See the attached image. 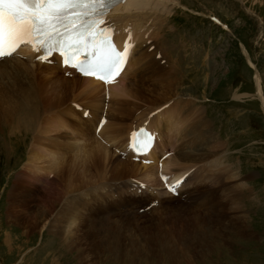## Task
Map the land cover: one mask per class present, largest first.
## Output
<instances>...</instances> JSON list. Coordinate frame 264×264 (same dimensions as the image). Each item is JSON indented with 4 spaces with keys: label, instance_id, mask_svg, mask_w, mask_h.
<instances>
[{
    "label": "rangeland",
    "instance_id": "1",
    "mask_svg": "<svg viewBox=\"0 0 264 264\" xmlns=\"http://www.w3.org/2000/svg\"><path fill=\"white\" fill-rule=\"evenodd\" d=\"M174 2L175 4L172 2L167 5L169 7L166 6L168 14L159 13L160 16L156 14L154 18L156 22L159 19L164 23L160 27L159 38L172 51L169 53L178 67L177 75L181 87L179 86L177 92L183 93L194 104L193 108L189 110L191 115L188 117L189 130L193 128L195 110L199 108L205 111L208 122H212V130L224 144L219 149L222 150V153L214 158L216 167L214 164L208 165L209 170L214 168L212 177H203L202 182L196 184V187H199L198 190L205 189L204 191L213 190L216 192V196L221 197L222 202L219 198L216 203L211 202V198L207 195H214L198 194L196 197L200 198L198 202H194L193 206L194 209H199L197 210L198 214L194 215L195 221L188 220L190 211L182 213L184 208L181 209L185 199L183 197L177 199L184 192L185 194L187 192L196 194L190 184L193 181H187L189 185L179 192V196L174 197L162 194L156 183L161 178L157 177V181L152 182V186L157 188L159 202L154 200L157 199L156 196H149L152 199L142 205L146 208H137V210L142 208L151 211L150 218L145 217V213L141 215L142 213L139 211L138 216H135V213H132L135 210L128 209L131 208L129 205L133 207L134 203L129 200L128 195L131 199L142 201L146 198L148 200V196L144 197L145 195L136 193L134 189L129 188L126 190V198H124L129 202L123 203L129 210L126 214L132 213L130 223L135 224L132 226L133 229L121 228V233L117 231L109 234L107 232L108 235L101 236L100 240H106L105 242L108 241L111 244L105 248L101 246L99 253L85 249L81 244L79 218L87 213L86 203L98 200L97 195L107 198V193L112 194L113 199H117L122 191L115 187L132 182L136 172L128 170L125 166L119 172L111 173L109 178L106 174H102L104 177L95 181L94 185H89V189L82 192L78 190L79 193L75 191L71 195H67L62 189L61 182L56 179L57 173L55 174V172L48 174L51 180L44 186L42 185L45 182L46 174L44 172L36 178L37 181L33 184V181L29 180L30 177H34L31 173L22 174L24 166L29 163L27 157L33 141L32 137L40 138L39 142L45 144V146L38 145L41 154L48 153L47 145L51 142L49 140L54 137L53 130L48 125L58 121L56 118L60 114L66 118L72 114L71 110L76 105L69 103L71 100H74L72 103H75L76 99L73 98L68 87L67 96H70V100L65 104L61 99L62 94H55V97L47 94L43 84L37 78L30 81L33 87L32 90H29L28 85L20 87L16 78L6 85L9 75L1 76L0 97L4 95L5 103H8L10 99L12 101L20 97L21 92L25 96L31 94L32 99L29 100V104L37 108V111L32 112L35 114L45 113V118L38 121L35 126L36 130L33 132L31 130L20 132L16 127L12 132H8L7 128L0 126V264H264V0H174ZM213 16L217 17L221 24H226L227 29L212 22ZM158 25L160 26L159 23ZM29 65L31 66V64ZM256 73L260 77L261 96L256 91ZM147 74L149 73H142V75ZM59 77L62 79V76ZM128 79L130 80L131 77ZM173 101L169 105L177 103V101ZM110 103L106 104L108 108ZM80 104V106L83 105ZM43 107L46 109L40 110ZM82 107L85 109L87 106L83 105ZM62 108H66V110L61 112ZM170 108L171 106L167 109ZM28 111L31 110H26V112ZM46 115L48 116L46 117ZM101 115L100 112L99 119H101ZM171 116H179V112H173ZM23 117L20 113L12 123L20 121ZM63 117L62 119H64ZM79 118L85 120L82 117ZM109 121L111 120L109 119L108 123ZM131 122L132 120L125 122V126L121 122L120 124L123 126L120 128L130 127ZM113 123L115 122L113 121ZM86 124L90 126L92 132L95 130V124L90 121H87ZM181 126L183 133L172 134L169 136V140L163 143V147L167 145L166 153L173 152V155L164 160L168 167L169 159L172 156L182 149L183 152L193 149L185 148L192 142L194 131L186 136L182 119ZM68 133L71 132L68 131ZM99 133L100 131L97 136ZM176 137L178 139H175ZM187 138L189 144L185 145ZM88 141L89 138L83 142V145L91 146L92 140ZM3 150H7V154L3 155ZM116 155L118 158L120 157L119 159L123 158V156ZM47 157L52 159L50 155ZM54 157H56L55 154ZM43 164L46 162L37 164L41 170H44L45 165ZM218 165L220 169L226 171V175L230 179L224 178L222 181L219 179V173L223 174V172L219 170ZM200 168L193 172H198ZM123 169H126V172H123ZM71 173L73 172L70 171ZM191 177L192 175L187 176L186 179ZM104 178L108 180L106 179V181ZM52 179H56L53 182L55 185L49 186ZM199 180L200 178L196 179V183ZM98 182L100 186L96 184ZM107 182L110 183L107 185ZM21 184L25 186L20 187ZM158 184L161 185L160 182ZM73 185H78V183L73 182ZM227 185L230 188L229 192H226ZM147 186L149 187L150 183ZM101 187H104L105 190L101 191ZM108 187H111L113 191H108ZM83 194L87 195L86 199L82 198ZM190 194L187 197L189 200L192 199ZM52 196L55 200H51ZM206 200L209 202H204ZM202 203L203 206H201ZM160 207L162 208L160 215L153 214L156 210H160ZM165 209H168L169 212L164 211ZM70 210L73 215L67 222L63 213ZM121 210L125 211L122 207ZM46 213L49 214L48 217H46ZM114 216L110 215L108 219L118 222L120 217ZM177 217L183 219H179L176 228L184 224L185 220H188V226L200 227V237H195L192 233L193 230H188L186 236L199 244L203 254L196 252L198 246L194 250H190V255L188 254L187 257L183 255L185 248L181 247V250H178L180 245H184L183 240H176L180 234L174 232L173 234L170 231L171 226L170 229L168 228ZM204 218L209 219L204 228L205 236L201 228L202 225H205ZM103 220L106 221V218ZM159 220H166V223L156 224L161 222ZM23 221L26 223L23 224ZM125 221L127 223V219L124 220V224H126ZM142 222L148 226L147 228L152 229L151 232L155 230L153 233L161 232V230L163 232L164 228L169 229L167 239L171 237L169 240L173 238L174 241L171 240L172 243L165 244L164 248L167 252L152 245L150 240L153 239L154 234L147 235L149 239L146 240ZM63 223H67V225L62 226ZM153 223L158 228L156 226L152 228ZM70 226L71 230H69ZM173 231H177V229ZM123 235L125 236L123 237ZM175 235L176 237H174ZM154 236H158V234ZM110 249L112 251H109Z\"/></svg>",
    "mask_w": 264,
    "mask_h": 264
},
{
    "label": "bare ground",
    "instance_id": "2",
    "mask_svg": "<svg viewBox=\"0 0 264 264\" xmlns=\"http://www.w3.org/2000/svg\"><path fill=\"white\" fill-rule=\"evenodd\" d=\"M172 2L175 4L174 0H125V3L117 4L116 6L111 8L108 16L106 17V21H107V25L109 22L114 23L113 26H109V25L108 26L111 29L113 36H115L116 42L118 44H121L124 40L122 44L124 47V43L128 39L134 45L132 55L126 69L124 70L122 75L118 78V80L115 81L114 83L103 84L99 81H95L94 79L91 78L86 79L78 75H73L70 78L72 79L70 81L64 77H62L61 79V77H59L61 75L58 74L55 70H50V68L47 69V67L45 68L44 66L42 67L36 64H31L30 66L29 59L31 58L33 59L35 56L34 53L31 51V49L28 48L19 51V53L24 55V57H27L28 59L27 62H23L21 60H17L16 62L8 61L11 59L0 60V64H1L0 77L9 75V81L6 83V85L10 84L13 78H16V82L19 84L20 87H24L25 85H28L29 90H32L31 88L33 87V85L30 81H33L34 79L37 78L43 84L44 90L47 94H50L53 97L56 96L55 94H62L61 99L65 104L70 100V96H67V87H68L69 92L72 94L73 98L76 99L75 103H72L74 100H71L69 104H75L76 106H79L81 102L83 105L87 107L81 111L80 115H82L87 110L89 113L87 119L82 120L79 118L81 116L77 117L76 115V113H78V109L76 107H73V109L71 110L73 115L70 114L69 117H73L74 120L76 121L75 127L77 133H74L73 131H71V133H68L69 128L60 127L61 123L64 122V119H62L63 114L60 115L58 114L59 117L56 118V120L58 121H54L52 124L48 125L49 128H51L53 130L52 132L54 133V137H52L51 140H49L51 142H49V145H47L48 153L45 152L44 154H41L38 145L45 146V144L39 142L40 138L35 139L34 137H32L33 141L27 157L29 163L24 166L22 174L28 175L29 173H31L34 177H30L29 180L33 181L32 182L33 184L37 181L36 178L38 176H41L40 174H42V172H44L45 174H50L55 172V174L57 173L56 179L60 180L62 189L67 193V195H71L75 191L78 192V190H81L80 192H82L83 190H86L89 185L93 184L95 181L97 182L99 178H103L105 174L109 178V175H111V173H117L120 170H122V168H124L125 166L128 170L131 169L136 172V175L135 176L132 175V176L134 179L139 180L142 185L143 182H146L147 184L148 182L152 183L157 181V177H159V175L162 180L161 183L163 185L164 184H166L167 186L172 185L177 181L181 180L187 173L191 172L190 170L193 169L194 167H195L194 171H196L197 168L200 167L201 168L198 170V172L195 173L193 172L192 177L186 179L187 181L189 180L194 181L200 178L199 182L196 183V184H200V182H202L203 177L205 178L208 176L212 177L211 175L214 171V168L213 170H209L208 165L212 166L214 164L216 167V161H214V158H216L217 156H219V154L222 153V150L220 151L219 149L224 144L223 142H221V140L216 135V133L212 130L211 123L208 122L205 111H201L199 109L195 110V119H194L193 128L191 125L192 129L189 130L190 122L188 117L191 116L189 110L193 108V104L191 99L184 96L183 93L180 94V92H177L181 84L179 81V76L177 75L178 67L176 66V62L170 56L169 52L171 50H169V48L165 46V43L159 38L160 27L164 23H162V21L159 19L156 22L154 18V16L159 13L168 14L166 11L167 10L166 6ZM158 23L160 24V26L158 25ZM26 63L28 64L26 65ZM143 72H148L149 74L142 75ZM130 74H132V80L127 82V77ZM255 81H256V91L261 96L262 87H261L259 74L257 73L255 76ZM64 82H66L65 85ZM77 88L79 89L77 91H74ZM105 96L107 99V103L111 102L109 107L111 109H109L108 106L106 105L107 111L105 114V119L107 121L105 122L103 120L101 128H97V125L100 120L98 114L100 112L101 114L104 112L102 110V107L105 105V101H104ZM67 97L68 100H66ZM3 98L4 95L0 97V107H1L0 126L7 128L9 130L8 132H12V130H14V127H16L20 132H22L23 130H31V132H33V130H36L35 126L38 123V121L43 120L45 118V113L35 114L32 112V111H37V108L29 104V100L32 99L31 94L25 96V94L21 92L20 97L15 98L12 101L10 99L8 103L6 102L7 104L3 101L4 100ZM173 100L177 101V103L169 105V103L172 102ZM119 105L123 106L124 108L123 107L121 108ZM169 106H171V108L167 109ZM43 109H46V107L40 108V110ZM99 109L100 112H98ZM26 110H31V111L26 112ZM61 110H62L61 112H64L66 108L65 109L62 108ZM263 111H264V105H263ZM173 112L175 113L179 112V116L172 117L171 115ZM20 113L24 117L20 121L16 123H12L15 119L19 117ZM48 115H46V117ZM136 116H138L139 118L134 119V117ZM109 119L111 121H109L108 123ZM132 119H134L132 122L136 124L134 125V127L130 126L126 128L124 127L122 129L120 128L121 122H123L125 126V122L129 120L131 121ZM181 119L183 121V124L185 125L186 136H188L192 131H194L192 142L189 144L187 138V141L185 143V145L189 144L185 149H189V148H193V149L184 152L182 149L175 156H172L169 159V167H168V164L164 163V160L170 157L171 155H173V152L166 153L167 145L166 147H163V143H166V141L169 140L170 135L172 134L178 135L180 133H183V129L181 126ZM87 121H90L91 123L96 125L95 130H93V132L91 131L90 126L86 124ZM113 121L115 123H113ZM138 127H145L154 130L158 134L154 148L150 150L149 155H147L148 157L146 156L141 158V156H138V158H141L142 160L148 159L149 164H155V165L142 166L138 163L129 161L131 159L130 154L127 152L129 136L131 131ZM98 131H100L99 136H97ZM88 138L89 141L91 139L92 140L91 142L93 143H90L91 146L89 147L86 145L87 146L86 147L85 145H83V142L86 141ZM175 139H178V137H176ZM104 142H106L105 143L106 145L104 144ZM122 143L124 144L120 148ZM157 152L158 154H156ZM121 153H123L125 156L121 155ZM165 153L168 155L166 158H165L166 155ZM2 154L3 155L7 154V150H3ZM54 154L56 155V157H54ZM116 154H118L119 156L126 157L129 160L127 161L126 159L124 160L119 159L120 157L118 158ZM47 155H50L52 159H48ZM113 155L116 156L114 157ZM157 156L162 157L161 159L162 161L159 166H158L159 160ZM43 162H46V164H43L45 165L44 170L43 169L41 170V168L37 164H41ZM218 167L219 170L223 172V174L219 173L218 176L220 177L219 179H221V181L224 178L230 179V177L226 175V171L220 169L219 165ZM123 170H124L123 172H126L125 171L126 169ZM70 171L73 173L70 174ZM56 179H52V181L49 183V186H51V184H53L54 180ZM73 182L78 183V185H73ZM109 183L110 182H107V185ZM96 184L99 185V182ZM16 185H18L17 182ZM103 185L105 186V184ZM24 186H25L24 184H21L20 187H24ZM123 186L121 187V190H123ZM101 188H99L101 189V191L105 190L104 187ZM198 188L199 187L194 188L196 194H192V193L190 194V192H187L188 194L186 193L183 195L185 196V198L183 197L185 199V202H183V205L181 207V209L184 208V210H182V213L190 211V213H188V217H189L188 220L190 219L192 221H195L193 218L195 214H198L197 210L199 209H194L193 206H191V204H193L194 202H198V199L200 198V197H196L198 194H211L214 196L207 195L208 197L211 198L210 199L211 202L216 203L217 198H219L220 202H222L221 201L222 198L217 197L215 194L216 192H214L213 190L204 191L205 189H203L201 191L198 190ZM229 189L230 188L227 185L226 192H229ZM108 191H113V189H111V187H108ZM189 194L190 196H192V199L190 200L189 198H187L189 197ZM111 195L107 193V198H104L105 196L97 195L98 200L86 203L87 213L83 216H80L79 218L80 227H81L80 230L81 232L80 236L82 241L81 244H83L82 246L85 247V249L87 248L88 250H94L99 253V250L101 251L102 247L103 248L109 247L111 243H108V241L105 242L106 240H100V237L103 235H108V233L109 234L115 233L117 231L118 233H121L122 232L120 231L121 228H127V229L129 228L130 230L133 229L132 226L134 223L133 224L130 223L131 214L135 213V216H138L137 208L142 207L144 202H147L149 201V199H152L148 196V200L146 198L142 201L136 199L132 200L129 196V200L134 202L133 207L136 210L132 213L126 214L129 211L125 208V204L123 203V202H129L124 200L126 196L120 195L118 196L117 199H113ZM82 196H83L82 198L85 199L87 198V195L83 194ZM51 200H55L54 196H52ZM204 202H209V201L206 200ZM43 203H48V202H43ZM179 203L182 204V202ZM129 206L131 208L128 209L131 210L133 207L131 205ZM201 206H203V203ZM121 207L127 211L125 214H122L120 212L123 211L121 210ZM161 207L157 215H160L159 213L162 211ZM142 208H144V206ZM72 210L63 213V215L65 216V220L67 222L70 221V218L73 215L71 212ZM164 211L169 212L168 209H165ZM210 211H211V207H210ZM113 213H115L116 215ZM46 215H45L46 217L49 216L48 213H46ZM110 215L119 216L120 220L118 222L110 221V218L108 219ZM181 217H177L174 223H172V225H169L168 223L169 225L168 228L171 226V229L170 228L169 229L170 231H172V233L174 232L180 234L179 237L176 238V240H183L182 243L184 245H180L178 250H181V247L185 248L183 255L187 257L188 254L190 255V250H194V248L198 246L196 248L197 249L196 252L197 253L200 252L201 254H203V252L199 247V244L196 241L190 240L186 236L188 230H193L192 231L193 235L195 237H200L199 236L201 232L200 227L195 225L188 226L187 223L188 220L187 221L185 220L184 224H181L178 228H176L175 226ZM105 218L106 221L103 220ZM125 219H127V223L125 221L126 224H124ZM113 220L115 221V219ZM204 220H205V225L201 226L203 234H204V228L209 222V219L207 218H204ZM165 221L166 220H162L161 222L156 224L161 225L166 223ZM25 223L26 221H23V224ZM156 224L153 223L152 228H155V226L157 227ZM66 225L67 223L62 224V226H66ZM147 227L148 226L144 225L143 228V234L144 232L146 233L144 237L146 238L147 241L149 239L148 236L153 234L154 235L158 234V236L153 235L152 236L153 239L150 240L153 246L165 250L164 248V246H166L165 244L167 242L172 243L171 240H173V238L171 240H169L171 237L167 239V235L169 233L168 228H164L163 232L161 230V232L159 231L158 233H153L155 230L151 232L152 229ZM31 228H33V226H31ZM172 228L173 230L177 229V231H173ZM69 230H71V226ZM124 236L125 235H123V237ZM135 236L137 237V235ZM174 237H176V235ZM109 251L112 250L110 249ZM165 251L167 252V250ZM192 253L194 254V252ZM114 257L117 258V256L115 255Z\"/></svg>",
    "mask_w": 264,
    "mask_h": 264
},
{
    "label": "snow or ice",
    "instance_id": "3",
    "mask_svg": "<svg viewBox=\"0 0 264 264\" xmlns=\"http://www.w3.org/2000/svg\"><path fill=\"white\" fill-rule=\"evenodd\" d=\"M121 3L125 0H0V60L12 57L23 42L39 43L41 58L59 53L65 66L112 83L124 70L130 46L119 50L99 25ZM132 137L130 147L140 152L153 140L144 129Z\"/></svg>",
    "mask_w": 264,
    "mask_h": 264
},
{
    "label": "flooded vegetation",
    "instance_id": "4",
    "mask_svg": "<svg viewBox=\"0 0 264 264\" xmlns=\"http://www.w3.org/2000/svg\"><path fill=\"white\" fill-rule=\"evenodd\" d=\"M108 25H109V26H113V25H114V23H112V22H109V23H108Z\"/></svg>",
    "mask_w": 264,
    "mask_h": 264
}]
</instances>
